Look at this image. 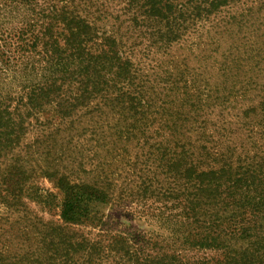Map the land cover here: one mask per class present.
I'll return each instance as SVG.
<instances>
[{"label":"trees","instance_id":"1","mask_svg":"<svg viewBox=\"0 0 264 264\" xmlns=\"http://www.w3.org/2000/svg\"><path fill=\"white\" fill-rule=\"evenodd\" d=\"M254 12L264 0H0V264H264ZM234 31L201 57L210 73L175 54ZM126 204L150 232L99 210ZM52 206L56 222L36 213Z\"/></svg>","mask_w":264,"mask_h":264},{"label":"rangeland","instance_id":"2","mask_svg":"<svg viewBox=\"0 0 264 264\" xmlns=\"http://www.w3.org/2000/svg\"><path fill=\"white\" fill-rule=\"evenodd\" d=\"M264 14H258V13H253L251 16L252 22L254 24L253 29H258L259 31L257 32L256 35L247 37L250 40V44L255 47L256 46H264L262 41L264 40ZM241 33H232V35L225 34L224 36L220 37L219 35H216V32L214 33H209L207 36L205 34L203 35H194L187 40L185 43V47L183 48H178L176 50V55H183L184 58L186 59V62L188 66L190 67H196L202 74L210 73L208 69H204L205 67V62L201 61V57L205 56L208 52L213 51V48H216V50L220 49H225L228 47V45H232L235 42H238L241 40ZM211 39V40H210ZM220 42V44H215L216 42ZM220 45V46H217ZM190 46V52L185 51L188 49ZM212 72V71H211ZM82 155L85 156V162H84V170L86 173L80 172L78 173L79 178L78 179H85L87 178L86 174H90L89 171V166H88V160L87 156L90 155L89 153L86 154L83 151H78L73 157L77 158V161H83ZM74 177H78L77 175H73L72 179L74 180ZM86 180V179H85ZM78 181V180H75ZM80 181V180H79ZM37 184L39 188L45 190L47 193L53 195L56 199L55 203L56 205L59 204L61 195L60 193L54 188V185L51 182H48L47 180L44 179H38ZM55 208V207H54ZM136 209L137 207L135 205H128L126 204L124 207H117V206H103L100 207L99 210L103 215L107 217V219L110 221L112 224V227L116 231H127L130 233L139 231L142 233H148L151 231L148 226L144 224L143 221L137 220V219H129L125 218L126 213L129 209ZM44 209L36 207V213L42 217L43 220L45 221H57V214H58V209L55 208L50 212V214H47ZM124 218V219H123Z\"/></svg>","mask_w":264,"mask_h":264}]
</instances>
